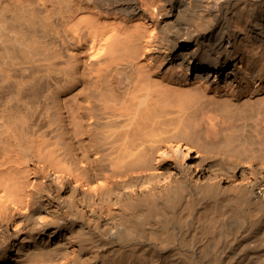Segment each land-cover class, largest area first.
<instances>
[{
  "label": "bare ground",
  "instance_id": "1",
  "mask_svg": "<svg viewBox=\"0 0 264 264\" xmlns=\"http://www.w3.org/2000/svg\"><path fill=\"white\" fill-rule=\"evenodd\" d=\"M0 264H264V0H0Z\"/></svg>",
  "mask_w": 264,
  "mask_h": 264
}]
</instances>
